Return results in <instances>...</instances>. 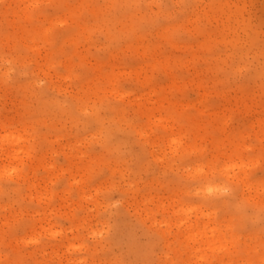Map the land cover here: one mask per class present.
Masks as SVG:
<instances>
[{"label":"rangeland","instance_id":"rangeland-1","mask_svg":"<svg viewBox=\"0 0 264 264\" xmlns=\"http://www.w3.org/2000/svg\"><path fill=\"white\" fill-rule=\"evenodd\" d=\"M0 264H264V0H0Z\"/></svg>","mask_w":264,"mask_h":264},{"label":"bare ground","instance_id":"bare-ground-1","mask_svg":"<svg viewBox=\"0 0 264 264\" xmlns=\"http://www.w3.org/2000/svg\"><path fill=\"white\" fill-rule=\"evenodd\" d=\"M231 168H234V165H230L226 169L228 170V169H231Z\"/></svg>","mask_w":264,"mask_h":264}]
</instances>
